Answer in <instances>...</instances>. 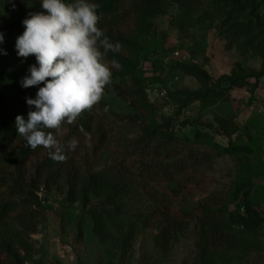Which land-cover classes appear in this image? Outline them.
<instances>
[{
  "label": "rangeland",
  "instance_id": "374dc122",
  "mask_svg": "<svg viewBox=\"0 0 264 264\" xmlns=\"http://www.w3.org/2000/svg\"><path fill=\"white\" fill-rule=\"evenodd\" d=\"M232 1L252 13V32L234 35L237 21L230 11ZM90 2L97 3L98 10L122 7L124 11L123 17H109L98 26L113 43L121 45L118 52L108 53V60H116L120 68L112 69L111 83L101 101L125 120L121 124L115 122V134L108 147L98 154L97 169L120 159L126 152V141L138 139L142 134L143 120H136V126L131 121L139 114L145 115L150 132L171 125V130L177 132L198 129L206 133L208 140L217 143L219 156L194 170L201 176V184L182 187L174 204L178 209L193 211L210 194L224 196L231 219L229 227L241 239L235 241L236 249L216 264H264V42L259 38L264 35V0H225L224 13L216 21L205 19L201 9L180 5L176 0ZM41 10L40 0H0V13L7 19H19ZM15 42L4 37L0 44V49L7 53L0 52V84L21 85L29 66L36 63L34 56L18 57ZM191 66L206 71L212 83L222 76H237L243 86L230 90L226 100L214 105L191 100L189 95L205 87L187 72ZM26 91V97L35 98L36 87ZM28 111L27 105L25 119ZM218 118L228 119L237 131L223 132ZM70 133L71 128L63 126L58 139L64 142ZM73 139L77 146L70 149L72 153L84 154L93 146L91 137L84 132L70 140ZM25 147V139L17 135L12 149L17 153ZM47 154L46 149L38 147L25 170L31 173L33 164ZM13 171L9 166H0V176L11 175ZM135 185L133 198L124 203L121 214L111 222L115 232L131 226L135 229L126 253L114 240L102 241L95 235L89 207L66 201L56 188H42L39 196L47 208V220L33 235L38 245L29 264H196L199 240L196 222L191 223L169 251L158 249L154 243L157 230L143 224L156 200L146 194L142 184ZM150 187L160 197L162 190L176 188L177 183ZM248 201H252L261 219L251 229L237 225ZM3 229L0 223V231Z\"/></svg>",
  "mask_w": 264,
  "mask_h": 264
},
{
  "label": "trees",
  "instance_id": "16d2710c",
  "mask_svg": "<svg viewBox=\"0 0 264 264\" xmlns=\"http://www.w3.org/2000/svg\"><path fill=\"white\" fill-rule=\"evenodd\" d=\"M176 2L201 9L203 17L213 21L218 20L225 10V0ZM232 4L230 11L235 13L233 19L237 21L234 35L240 37L252 32V13L237 1H232ZM98 13V26L109 17L117 19L124 16L122 7L100 9ZM26 17L7 19L0 13V31L4 37L16 40L24 31L22 21ZM259 38L264 42V35ZM187 72L205 86L189 95L191 100H202L210 105L226 100L230 90L243 86L241 77L237 76H222L212 83L207 72L198 66H191ZM26 93L21 85L0 84V166L14 169L11 175L0 176V223L4 225L0 231V256H6V259L0 258V264L33 262L38 245L33 235L47 220V208L39 196L42 188H56L64 194L66 201L89 207L95 235L102 241L114 240L126 253L132 244L135 229L131 226L126 231L115 232L111 222L121 214L124 203L133 198L136 182L142 184L152 200H156L155 206L144 217L143 224L157 230L154 243L158 249L169 251L181 240L193 221L196 222L199 236L196 264H216L236 249L235 241L241 239V235L229 227L231 219L224 196L210 194L193 211L183 207L178 209L174 204L182 193V187L201 184L202 178L194 170L212 163L219 156L216 154L217 143L208 140L206 133L198 129L187 133L177 132L171 130V125L150 132L145 115L139 114L131 121L136 126V120H143L142 134L138 139L126 141V152L120 159H114L97 169L100 164L98 154L108 147L111 136L115 134L116 123L121 124L125 120L101 101L91 111H85L74 124L64 125L71 128V133L62 143L67 146L73 136L84 132L91 137V150L75 154L66 147L63 162H55L47 154L32 165L33 171L30 173L24 166L33 159L38 147L33 150L26 146L17 153L12 149L18 135L15 118L26 113ZM98 109L103 111L102 114ZM217 122L223 132L237 131V127L226 118H218ZM159 183H177V187L166 188L157 197V191L150 186ZM248 202L237 223L238 227L245 229L254 228L261 221L252 201ZM82 235L80 227V237Z\"/></svg>",
  "mask_w": 264,
  "mask_h": 264
},
{
  "label": "clouds",
  "instance_id": "9594fccd",
  "mask_svg": "<svg viewBox=\"0 0 264 264\" xmlns=\"http://www.w3.org/2000/svg\"><path fill=\"white\" fill-rule=\"evenodd\" d=\"M41 11L29 12L23 19L24 31L16 38L18 57L34 56L21 78L22 88L36 87L35 98L26 97L27 118L17 115V134L26 146L43 147L55 162L66 159V147L75 150L77 141L67 146L58 137L65 124H74L85 111H91L111 83L112 69H119L108 53L120 50L98 27L99 5L90 0H40ZM4 33L0 31V44ZM4 55L3 49H0ZM43 85V86H41ZM107 111V108H105Z\"/></svg>",
  "mask_w": 264,
  "mask_h": 264
}]
</instances>
